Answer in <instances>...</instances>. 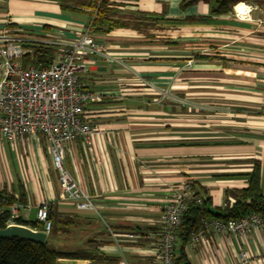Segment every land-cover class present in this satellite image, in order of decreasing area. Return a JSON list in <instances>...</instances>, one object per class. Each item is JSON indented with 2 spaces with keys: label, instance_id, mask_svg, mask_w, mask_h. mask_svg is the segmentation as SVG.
Listing matches in <instances>:
<instances>
[{
  "label": "crops",
  "instance_id": "0c3cea01",
  "mask_svg": "<svg viewBox=\"0 0 264 264\" xmlns=\"http://www.w3.org/2000/svg\"><path fill=\"white\" fill-rule=\"evenodd\" d=\"M110 1L120 13L148 17L151 34L162 32L167 39L153 43L122 28L93 34L124 65L88 61L80 82L101 96L86 113L99 133L89 148L79 138L69 143L64 164L97 213L62 199L42 138L8 143L0 136V189L16 195L23 188V205L30 207L20 209L24 219H34L42 201L73 216L69 232L55 236L70 235L65 249L89 248L127 264H155L152 247L170 186L187 180L204 187L211 210L218 211L234 201L226 189L246 186L244 176L223 175L249 172L258 160L264 193V0L239 1L248 8L242 15L236 4L215 15L206 0ZM82 11H61L57 0H0V27L36 42L74 38L89 24L91 11ZM200 53L221 58H195ZM190 102L205 109L191 111ZM209 104L220 111L207 112ZM241 250L246 262L239 260ZM184 252L190 264H264V234H210L205 242L189 239Z\"/></svg>",
  "mask_w": 264,
  "mask_h": 264
},
{
  "label": "built area",
  "instance_id": "2783aa9c",
  "mask_svg": "<svg viewBox=\"0 0 264 264\" xmlns=\"http://www.w3.org/2000/svg\"><path fill=\"white\" fill-rule=\"evenodd\" d=\"M9 31L5 26L0 27V136L8 143L25 136L42 138L57 175L62 199L73 203L79 211L97 213L91 196L65 166V151L67 145L78 138L89 148L99 133L86 113L87 106L100 101L101 96L84 89L80 82L88 61L97 59L124 65L123 58L98 43L89 24L74 38H48L38 42ZM36 43L53 47L54 57L45 66L29 64L24 67L22 58L26 54L31 57V46ZM143 84L150 86L145 80ZM159 94L168 96L167 91ZM191 202L199 203L200 197L195 195L187 180L169 187L160 216L161 227L152 247L155 264H175V243L181 217ZM49 204L48 201L37 203L34 211L35 219L42 223L41 231L46 234L51 228ZM21 208L30 209L18 202L10 205L6 226L13 224L12 219ZM200 223L199 229L190 237L191 243L205 242L210 234H233L241 238L254 231L264 234V219L254 212L239 219L202 218ZM127 237L136 236L129 234ZM238 257L241 262H246L244 251L241 250ZM119 264L127 263L121 261Z\"/></svg>",
  "mask_w": 264,
  "mask_h": 264
},
{
  "label": "trees",
  "instance_id": "16d2710c",
  "mask_svg": "<svg viewBox=\"0 0 264 264\" xmlns=\"http://www.w3.org/2000/svg\"><path fill=\"white\" fill-rule=\"evenodd\" d=\"M60 10L64 12L80 13L82 10L89 13V27L92 34H103L114 29H131L142 33L144 37H152L149 30L154 26L145 15H133L120 13L113 7L110 0H57ZM197 0H184L183 5ZM211 3V11L215 15H224L239 1L243 0H206ZM176 44V43H175ZM54 57V48L43 45L31 46L30 54L22 58L23 66L29 64L45 66ZM197 59L221 58L218 54H196ZM259 161L254 160L249 172L240 174H225L223 176H244L246 186L241 188L226 189L225 194H231L232 203L226 202L222 209L212 211L210 208L211 197L206 194L204 187L195 186L189 182L195 195L200 197L199 203H189L183 212L175 243V264H190L184 252V246L191 235L200 227L202 218L239 219L254 212L264 219V193L261 186V174ZM25 204V193L22 187H18L16 196L5 188L0 189V228L6 226L10 218L9 207L12 203ZM48 218L51 221L50 231L43 242L21 238L0 237V264H56L60 258L86 260L88 264H119L120 258L84 248L76 250H63L55 247L49 236H57L67 233L75 224V218L71 215H63L50 208ZM13 223L30 227L41 231L42 223L34 219H24L21 215L13 217Z\"/></svg>",
  "mask_w": 264,
  "mask_h": 264
},
{
  "label": "water",
  "instance_id": "95a60500",
  "mask_svg": "<svg viewBox=\"0 0 264 264\" xmlns=\"http://www.w3.org/2000/svg\"><path fill=\"white\" fill-rule=\"evenodd\" d=\"M14 236L43 242L47 234L43 231H37L28 226L16 223L0 228V237ZM56 264H82V262L79 261V259L60 258L57 260Z\"/></svg>",
  "mask_w": 264,
  "mask_h": 264
},
{
  "label": "rangeland",
  "instance_id": "374dc122",
  "mask_svg": "<svg viewBox=\"0 0 264 264\" xmlns=\"http://www.w3.org/2000/svg\"><path fill=\"white\" fill-rule=\"evenodd\" d=\"M151 31L152 30H150L149 33H151ZM9 32L10 33H13V31H9ZM161 35H163L162 32H156V33H153L152 34V37H150V38L145 37V38L151 39V41H153V43H161L160 41H164V40L167 39V38L162 37ZM175 101H176V104L178 103L180 105L181 104L182 105H187V103L184 100L179 102L178 99H175ZM204 106H205V104H202V103L190 102V105H189L190 108L189 109L191 111H195V110H193L194 108H196V109H200V108L205 109ZM207 106H208L207 107V110H206L207 112H210V111H220L219 109H217V107L219 106L218 104L217 105L216 104H209ZM229 109H230V106L229 105L228 106L227 105L226 106L224 105L222 107V110L227 111V112H228ZM252 109H254V108H252ZM49 239H50V242L55 247L60 248V249H63V250H68V249H65V248H70V246H71L70 245V241H71L70 235H67L65 237L64 236H61V237L59 236V239L58 240H57V238L55 236H49Z\"/></svg>",
  "mask_w": 264,
  "mask_h": 264
},
{
  "label": "bare ground",
  "instance_id": "6f19581e",
  "mask_svg": "<svg viewBox=\"0 0 264 264\" xmlns=\"http://www.w3.org/2000/svg\"><path fill=\"white\" fill-rule=\"evenodd\" d=\"M247 9V5L242 2L235 5V11L240 15H242Z\"/></svg>",
  "mask_w": 264,
  "mask_h": 264
}]
</instances>
